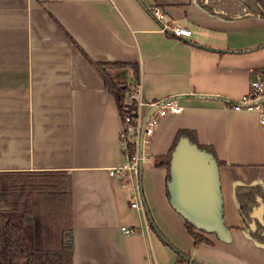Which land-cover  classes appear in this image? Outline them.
<instances>
[{
    "label": "crops",
    "instance_id": "crops-1",
    "mask_svg": "<svg viewBox=\"0 0 264 264\" xmlns=\"http://www.w3.org/2000/svg\"><path fill=\"white\" fill-rule=\"evenodd\" d=\"M152 8L192 35L160 31ZM256 11L253 0H0V171L70 175L74 264H264V242L244 227L236 196L238 186L262 187L255 229L264 218V124L258 112L229 107L253 79L264 81ZM95 62L137 63L138 79L131 66L109 71L143 100L171 96L181 106L144 137L138 178L110 174L126 160L122 117ZM181 129L222 162L218 206L203 217L187 212L182 183L167 186V170L154 165ZM181 210L212 243L194 244Z\"/></svg>",
    "mask_w": 264,
    "mask_h": 264
},
{
    "label": "trees",
    "instance_id": "trees-1",
    "mask_svg": "<svg viewBox=\"0 0 264 264\" xmlns=\"http://www.w3.org/2000/svg\"><path fill=\"white\" fill-rule=\"evenodd\" d=\"M258 12L264 16V0H253ZM105 85L114 94L121 117L133 112L136 101L129 97L130 84L116 80L109 69L131 66L138 79V64L131 62H95ZM182 137L209 153L217 164L212 147L197 141L194 131H178L170 150L154 157V165L167 170V186L172 178V159ZM169 193V190H168ZM239 210L244 227L264 242V218L257 219L253 228V209L263 203V189L259 185L236 188ZM151 218L149 212V219ZM259 220V221H258ZM153 225L154 222L152 220ZM188 233L194 244L213 241L197 230V226L185 219ZM73 212L71 177L66 171L12 172L0 171V264H74ZM181 261H189L180 253ZM202 264V263H201Z\"/></svg>",
    "mask_w": 264,
    "mask_h": 264
},
{
    "label": "built area",
    "instance_id": "built-area-1",
    "mask_svg": "<svg viewBox=\"0 0 264 264\" xmlns=\"http://www.w3.org/2000/svg\"><path fill=\"white\" fill-rule=\"evenodd\" d=\"M152 13L160 20L159 30L162 32L170 31L177 37H189L192 30L186 26L174 25L165 21V12L160 8H152ZM129 97L136 101V108L131 113H127L122 118V128L120 131L121 148L126 160L123 164L110 168V174L119 178L131 179L138 178L141 170V163L144 160L143 154H140V135L142 129V111L143 106L154 108L145 129L144 137L153 134L161 117L169 113H178L181 106L176 98L168 96L156 101H146L140 95V88L132 86L129 91ZM264 81L256 78L251 81L250 90L240 98L230 100L229 107L235 110L255 111L260 114L261 123L264 124ZM133 207H140L137 202H132ZM124 234H132L136 230L133 227L121 226Z\"/></svg>",
    "mask_w": 264,
    "mask_h": 264
},
{
    "label": "water",
    "instance_id": "water-1",
    "mask_svg": "<svg viewBox=\"0 0 264 264\" xmlns=\"http://www.w3.org/2000/svg\"><path fill=\"white\" fill-rule=\"evenodd\" d=\"M153 111L154 108H149L142 121V129L140 135L141 155L144 144V129ZM201 154H206L207 156L212 158L209 153L200 149L197 144L192 143L188 137H182L177 145L172 159V179L176 177V180L182 183V188L185 192L184 197L187 201V204L185 205L187 208V212L191 216L196 217H203L204 213L208 209L217 208L218 200L220 198V196H218V192L220 193L218 175L217 177H215L214 175L207 173L204 163L202 162L200 157ZM177 167H179V169ZM185 179L187 184L185 182ZM181 211L186 216V218L191 220L198 228L197 222L190 216H188L186 214V211ZM259 218L261 219L260 216ZM149 220L150 222H152V217ZM154 227L162 240H164L167 244L174 248L176 252L180 253L186 259H190L187 254L177 248L164 234H162L158 227H156L155 225ZM193 263L198 264V262L195 261Z\"/></svg>",
    "mask_w": 264,
    "mask_h": 264
},
{
    "label": "rangeland",
    "instance_id": "rangeland-1",
    "mask_svg": "<svg viewBox=\"0 0 264 264\" xmlns=\"http://www.w3.org/2000/svg\"><path fill=\"white\" fill-rule=\"evenodd\" d=\"M200 157H201L202 162L204 163L207 173L217 177L218 165H217L216 160L207 156L206 154H201ZM218 196H220L219 192H218Z\"/></svg>",
    "mask_w": 264,
    "mask_h": 264
}]
</instances>
